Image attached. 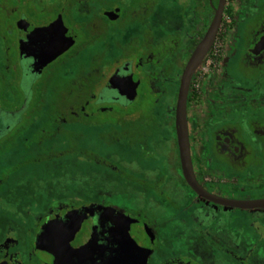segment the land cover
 Here are the masks:
<instances>
[{
	"label": "flooded vegetation",
	"instance_id": "af4514ba",
	"mask_svg": "<svg viewBox=\"0 0 264 264\" xmlns=\"http://www.w3.org/2000/svg\"><path fill=\"white\" fill-rule=\"evenodd\" d=\"M226 1L187 104L193 169L210 200L183 176L175 109L219 0H187L175 40L174 28L159 31L174 0H0V264H264V207L221 203L264 199V0H239L229 25ZM67 130L74 156H51ZM9 150L19 158H2ZM65 161L78 169L55 176L42 201L5 203L18 179L59 174ZM111 184L138 187L128 189L135 200L112 204Z\"/></svg>",
	"mask_w": 264,
	"mask_h": 264
},
{
	"label": "rangeland",
	"instance_id": "374dc122",
	"mask_svg": "<svg viewBox=\"0 0 264 264\" xmlns=\"http://www.w3.org/2000/svg\"><path fill=\"white\" fill-rule=\"evenodd\" d=\"M182 1V2H181ZM184 0H174V3H170L169 5H167V9L162 13V17H163V24L159 25L161 28L159 29L160 32H164L165 33H171L173 32V28H174V40L176 37V33H175V29L179 28L181 23L180 20H182L181 16H183V14L185 15V12L187 13L186 15H190V11L191 8L189 6H187V0H186V5L182 4ZM239 0H228V12L232 11L234 13V9L236 8V5L238 4ZM248 1H253V0H248ZM190 2V0H189ZM190 8V9H189ZM188 11L190 13H188ZM232 15H229L227 13L226 17L231 18ZM227 25H229L230 23H226ZM162 30V31H161ZM179 42V44H177L178 46H182V44ZM221 45V44H219ZM176 44L174 43V49H177ZM181 50V49H180ZM195 88L198 89L199 87V82L195 83ZM177 88V87H176ZM174 88V97L176 96V91L177 89ZM140 93L142 94V91H140ZM147 94H145L146 96ZM153 97H147V99L143 102L145 109H148L151 105V103L153 102ZM2 158H8V159H13V160H17L19 158L18 155H12L10 154V150L9 151H2L1 154ZM113 161L118 163L117 161H119V158H113ZM77 166L74 163H70V162H64L63 164V172H59V174H55L52 176H47V177H42L39 178L37 175V172L33 173V177H23L22 179H18V183L13 186L11 188V190L9 191V193L4 197L5 203L10 206V207H14L20 204H28L31 203V201H42V193L45 191V189H48L49 186H55V184L60 183V179H56V177H59L61 173H63L62 175H72L73 173H75ZM67 183H64L65 185H70L71 183H68V181H66ZM156 181H152V183L154 184ZM112 191H109V195L107 196L106 199H109V201L117 206H122V207H126L129 206L130 203H132L135 198L134 196L128 192L129 190H132V188L139 190V188L136 186H133V184H126V185H122L120 184L118 187L117 185H112ZM47 194V193H46ZM172 196L173 192L170 193ZM51 195V194H48ZM171 196V197H172ZM150 197L146 196V194H144L142 196V201L148 200ZM166 234L169 235V237L171 236V242H174V226H171L169 228V230H166Z\"/></svg>",
	"mask_w": 264,
	"mask_h": 264
},
{
	"label": "water",
	"instance_id": "95a60500",
	"mask_svg": "<svg viewBox=\"0 0 264 264\" xmlns=\"http://www.w3.org/2000/svg\"><path fill=\"white\" fill-rule=\"evenodd\" d=\"M210 2L212 4V0H210ZM226 2V0H219L218 6L215 9V16L212 19L208 31L196 47L182 73L175 109V127L183 176L188 186L195 193H197L200 197L208 199L212 198V196H210L198 183L193 169L187 104L192 78L216 39L222 23ZM258 46L264 48V38ZM221 203L242 209L264 207V199L257 201L226 200Z\"/></svg>",
	"mask_w": 264,
	"mask_h": 264
},
{
	"label": "trees",
	"instance_id": "16d2710c",
	"mask_svg": "<svg viewBox=\"0 0 264 264\" xmlns=\"http://www.w3.org/2000/svg\"><path fill=\"white\" fill-rule=\"evenodd\" d=\"M229 15H232V11H229L228 12ZM70 80L67 81V88H66V97H67V100H66V104H67V109L69 110L70 107H71V104H73V99H74V93H75V80H74V77L71 76L69 77ZM66 141H67V147L66 149L64 150H60V151H57L56 153H53L52 151H50V153H52L51 156L56 155V157H73L74 154H75V132L74 131H70V130H67L66 131ZM35 153L33 154V157H30V159L34 160L33 162L38 164L40 163V161H42L45 156L43 154H39V152H37V150L34 151ZM29 158V157H28Z\"/></svg>",
	"mask_w": 264,
	"mask_h": 264
},
{
	"label": "crops",
	"instance_id": "0c3cea01",
	"mask_svg": "<svg viewBox=\"0 0 264 264\" xmlns=\"http://www.w3.org/2000/svg\"><path fill=\"white\" fill-rule=\"evenodd\" d=\"M185 1V0H184ZM182 2V1H181ZM187 13L185 12V15L183 14V16H181V18H182V20H180V22H181V25H180V27H185V25H187L188 24V21H189V18L190 17H188V15H186Z\"/></svg>",
	"mask_w": 264,
	"mask_h": 264
},
{
	"label": "built area",
	"instance_id": "2783aa9c",
	"mask_svg": "<svg viewBox=\"0 0 264 264\" xmlns=\"http://www.w3.org/2000/svg\"><path fill=\"white\" fill-rule=\"evenodd\" d=\"M225 21H226V23H230L231 22V18H229V17H225ZM221 45H219V43H217L216 44V50H215V53H218L219 52V47H220Z\"/></svg>",
	"mask_w": 264,
	"mask_h": 264
}]
</instances>
